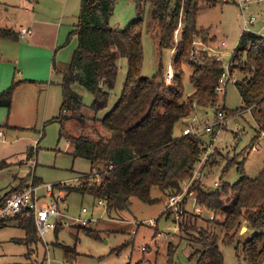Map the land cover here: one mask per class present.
Returning a JSON list of instances; mask_svg holds the SVG:
<instances>
[{"label":"rangeland","instance_id":"obj_1","mask_svg":"<svg viewBox=\"0 0 264 264\" xmlns=\"http://www.w3.org/2000/svg\"><path fill=\"white\" fill-rule=\"evenodd\" d=\"M169 1L163 12L157 9V0H115L108 22L111 28L122 30L141 20V74L162 81L165 87L172 84V78L167 80L166 74L169 69L174 70L172 50L183 30L179 24L172 49L159 48L163 18L171 15L173 9V1ZM215 1L216 5L210 7L206 0H200L202 9L196 22L199 32L193 37L191 51L194 57L201 54L206 65L222 67L224 73L229 71L225 93L214 90L213 104L194 105L191 112L199 120L208 119L210 123L218 111L224 113L222 122L200 137L203 141L210 140L205 142L211 144L207 157L203 148L202 159L194 164L192 175L180 181L179 192L163 194L154 187L150 192L153 203L132 197L128 209L108 212L104 202L77 190L82 180L99 183L101 174L91 170L88 160L72 155V139L83 136L97 140L110 136L100 119L122 94L127 56L116 61V81L105 108L93 111L92 94L85 87L73 84L72 89L81 96L82 104L75 115L68 111L58 120L63 101L61 82L77 45L81 0H0V27L18 31L20 26L31 24L35 36L34 42L21 38L0 40V91L14 82L10 106H0V131L4 134L0 137V161L3 160L0 196L38 180L54 185L53 197L45 194L46 199L57 201L59 197V208L68 216H78L85 207L87 212L83 217L97 218L85 227L62 226L57 234L50 230L43 238L37 234L34 241L26 239L24 230L15 221L9 222L0 227V264H167L168 247L176 249L173 264H193L186 257L201 249L200 231L217 239L224 264H247L241 254L237 256L233 245L220 243L224 231L218 222L223 220V213L207 208L197 198L199 189L211 192L225 181L236 182L239 171L235 162L242 164L245 175L251 178L264 168L259 106L240 109L242 103L235 81L245 74L237 67L231 70L230 58L238 42L243 16L232 0ZM249 14L256 17L254 30H260L264 24V1L245 9V16ZM50 41L54 42L53 48ZM246 55L244 51L241 59ZM159 60L162 73L153 77L159 69ZM236 61V66L241 64L239 59ZM179 69L186 98L193 92L189 80L191 68L181 63ZM182 127L180 122L176 123L174 134L180 135ZM39 193L44 194L45 190L40 188ZM172 195H179L178 200L168 207L166 201ZM175 206L178 218L174 217ZM86 229L95 230L98 235L87 234ZM252 234L251 223L243 219L234 238L243 241Z\"/></svg>","mask_w":264,"mask_h":264},{"label":"trees","instance_id":"obj_2","mask_svg":"<svg viewBox=\"0 0 264 264\" xmlns=\"http://www.w3.org/2000/svg\"><path fill=\"white\" fill-rule=\"evenodd\" d=\"M157 1V9L165 12L170 1ZM172 1L171 15L163 18L159 48L172 49L175 44L173 35L179 24L183 25V30L171 56L174 69L172 84L165 87L162 81L141 74V20L136 19L137 22L116 30L108 24L115 0H81L76 24L77 45L61 82L63 101L56 119L62 120L68 111L75 115V110L82 104L81 96L72 89L73 84L85 87L92 94L90 107L93 111L105 108L109 91L116 81V61L118 57L127 56L128 68L122 94L115 106L100 119L110 136L97 140L83 136L72 139V155L88 160L91 170L101 174L99 183L82 180L77 190L103 201L108 212L128 209L132 197L153 203L150 192L154 187L163 194L179 192L180 181L192 175L193 166L202 152L199 144L203 140L199 136L176 135L174 127L193 111L194 105L214 103V90L224 69L206 65L201 54L195 57L191 54L193 37L199 32L196 22L202 9L200 0ZM206 3L210 7L216 5L215 0H206ZM18 38L19 32L15 29L0 27V40ZM253 47L255 49L251 51ZM244 51L247 55L243 60ZM238 59L241 64L236 66L233 62ZM230 61L231 70L237 67L245 74L241 80L235 81L242 103L240 109L259 106L258 122L264 132V36L252 32L240 33ZM181 63L191 68L189 80L193 92L186 98L182 90ZM162 70L159 60V69L153 77L160 76ZM13 87L14 82L0 91V106H10ZM2 164L3 160L0 167ZM234 164L239 171L236 182L225 181L211 192L199 189L197 198L207 208L223 213V220L218 222L224 231L220 243L233 245L237 256L241 254L247 264H262L264 168L251 178L245 175L242 164ZM12 192L3 194V198ZM260 199H263L262 202ZM243 219L251 223L254 234L238 241L234 236ZM15 222L24 230L26 239H37L33 221L19 218ZM5 225L0 223V227ZM62 226L57 224L54 232L57 234ZM86 232L98 235L92 229H86ZM200 232L203 237L199 239L201 249L194 250L186 257L187 261L193 264H224L217 239L205 231ZM175 250L168 247L167 264H173Z\"/></svg>","mask_w":264,"mask_h":264},{"label":"built area","instance_id":"obj_3","mask_svg":"<svg viewBox=\"0 0 264 264\" xmlns=\"http://www.w3.org/2000/svg\"><path fill=\"white\" fill-rule=\"evenodd\" d=\"M232 1L238 7L240 15L243 16L240 33L252 32L254 34L264 36V24L261 25L260 30H254L252 26L256 21V17L253 14H249L247 17L245 16V9L249 8L252 4H261L264 0ZM30 32L31 31L29 28L22 27L19 30V37L25 38L30 34ZM221 43L222 45H224V42ZM233 64L236 65L237 61H234ZM225 67L227 68L228 66L225 65ZM172 76L173 70L169 69L166 74L167 80L171 79ZM228 78L229 71L227 70L225 73L223 72L219 79V84L215 88L217 93H225V86L227 81L229 80ZM223 116V111H218L215 114V119L213 120L214 122L210 123L208 119L204 121L199 120L195 112L188 114L181 119V124L183 126L181 129V135L201 137V135L203 136L204 133H211L213 129L212 126L216 125L217 123H221ZM189 118H191L190 121H188ZM0 137H4V134L1 131ZM209 141L210 140L205 142ZM205 142H201L199 146L201 150L203 148H206V150L204 151V156L207 157L206 153H209L211 144H206ZM201 154L198 161L202 159ZM215 185H217V182L215 183ZM40 188H43L45 190L44 194L39 193ZM53 188L54 185L49 183L29 182L25 188L12 192L5 198H3V195L0 196V223L7 224L9 222L19 220V218L31 220L35 224L37 234L43 238L50 230H54L57 224H61L63 226H87L88 224H92L97 221V218L95 217L91 216L90 218H85L82 216V214L87 212V209L85 207L81 208L79 215L76 217H71L65 214L59 208V197H57V201L54 198L50 200L46 199L45 194L47 196L53 197ZM58 193L60 194L61 192L58 191ZM178 196L179 195L170 196L166 201V205L168 207L174 206L178 200ZM200 211L202 210L200 209ZM174 212V217L178 218L179 215L176 206L174 207Z\"/></svg>","mask_w":264,"mask_h":264},{"label":"crops","instance_id":"obj_4","mask_svg":"<svg viewBox=\"0 0 264 264\" xmlns=\"http://www.w3.org/2000/svg\"><path fill=\"white\" fill-rule=\"evenodd\" d=\"M22 27H26V26H20V28H22ZM27 28H29L30 29V34L27 36V37H25V38H21V39H25L26 41H28V42H34V40H35V36H34V32H33V28L31 27V24L30 25H28V27ZM20 30V29H19ZM19 30H18V32H19ZM182 30V29H181ZM20 38V37H19ZM50 42H52V41H50ZM52 48L54 47V42H52V46H51ZM101 201V200H100ZM103 202V201H102Z\"/></svg>","mask_w":264,"mask_h":264}]
</instances>
